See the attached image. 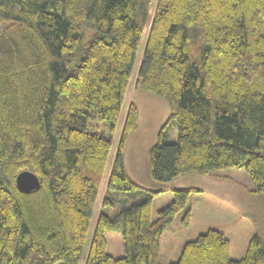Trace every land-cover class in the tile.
I'll list each match as a JSON object with an SVG mask.
<instances>
[{"label": "trees", "instance_id": "1", "mask_svg": "<svg viewBox=\"0 0 264 264\" xmlns=\"http://www.w3.org/2000/svg\"><path fill=\"white\" fill-rule=\"evenodd\" d=\"M151 0H0V264H79ZM167 101L149 176L172 182L244 166L264 210V0H158L134 83ZM96 119L102 125H89ZM177 127L175 141L169 139ZM130 103L85 264H162V232L192 187L151 219L160 191L125 169ZM105 131V132H104ZM23 170L40 186L16 185ZM121 233L122 257L105 232ZM168 264H264L254 234L239 259L209 229Z\"/></svg>", "mask_w": 264, "mask_h": 264}, {"label": "rangeland", "instance_id": "2", "mask_svg": "<svg viewBox=\"0 0 264 264\" xmlns=\"http://www.w3.org/2000/svg\"><path fill=\"white\" fill-rule=\"evenodd\" d=\"M157 5L158 0H151L149 15L141 33L129 84L113 132L112 146L103 181L91 212L79 264H85L89 244L100 213L106 211L111 214L117 211V205L105 209L104 200L112 161L117 151L130 103H134L138 109V126L129 136L126 144L125 169L138 185L160 191L152 200L151 219H156L158 211L171 203L174 188L192 187L195 189L190 193L185 207L191 211L189 223L182 222L183 210L175 216L172 223L161 234L159 241L161 263L168 264L176 261L185 242L196 239L198 235L209 229L219 230L229 239L232 259H239L243 256L248 241L254 234H258L264 240V210L259 200L250 193L253 184L244 166L215 170L212 175L185 174L172 182L156 181L149 176V150L156 143L157 134L169 116V105L166 100L153 93L136 89L134 83ZM87 123L102 125L96 119H89ZM177 136L178 130L174 125L169 139L175 141ZM105 238L107 240L106 252L113 257H122L124 251L120 231L118 229L106 230ZM54 264H61V262L56 261Z\"/></svg>", "mask_w": 264, "mask_h": 264}, {"label": "water", "instance_id": "3", "mask_svg": "<svg viewBox=\"0 0 264 264\" xmlns=\"http://www.w3.org/2000/svg\"><path fill=\"white\" fill-rule=\"evenodd\" d=\"M15 180L18 189L24 193H28L40 186L38 176L30 170L19 172Z\"/></svg>", "mask_w": 264, "mask_h": 264}]
</instances>
